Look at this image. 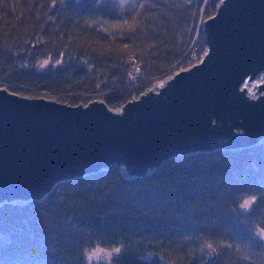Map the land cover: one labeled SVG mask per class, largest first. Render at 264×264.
Wrapping results in <instances>:
<instances>
[{
  "label": "trees",
  "instance_id": "trees-1",
  "mask_svg": "<svg viewBox=\"0 0 264 264\" xmlns=\"http://www.w3.org/2000/svg\"><path fill=\"white\" fill-rule=\"evenodd\" d=\"M217 3L0 0V85L119 106L201 55V22ZM259 231L264 142L174 158L135 180L110 167L42 202L4 204L0 264H89L96 249L110 254L100 264H207V247L210 264H264Z\"/></svg>",
  "mask_w": 264,
  "mask_h": 264
},
{
  "label": "water",
  "instance_id": "water-1",
  "mask_svg": "<svg viewBox=\"0 0 264 264\" xmlns=\"http://www.w3.org/2000/svg\"><path fill=\"white\" fill-rule=\"evenodd\" d=\"M201 31L196 62L114 109L0 86V207L110 167L135 180L174 158L264 142V0H218ZM215 258L207 247V264Z\"/></svg>",
  "mask_w": 264,
  "mask_h": 264
},
{
  "label": "rangeland",
  "instance_id": "rangeland-1",
  "mask_svg": "<svg viewBox=\"0 0 264 264\" xmlns=\"http://www.w3.org/2000/svg\"><path fill=\"white\" fill-rule=\"evenodd\" d=\"M202 23V22H201ZM48 64V61H45L44 62V67H45V65H47ZM43 67V66H42ZM158 80V79H157ZM154 81H156V80H153L152 81V83L154 82ZM151 83V84H152ZM0 86H3V85H0ZM6 87V86H5ZM7 88V87H6ZM8 89V88H7ZM9 90V89H8ZM11 91V90H10ZM12 92H14V91H12ZM14 93H18V94H20V95H26V96H37V97H42V98H46V99H53V100H56V101H59V100H57L54 96H52V95H49V92H47V91H39V95H33V94H27V93H19V92H14ZM93 99H103V98H100V97H94V98H92V99H90V100H93ZM89 100V101H90ZM104 100V99H103ZM59 102H63V101H59ZM63 103H68V102H63ZM79 103H85V102H79ZM70 104V103H69ZM108 105V104H107ZM121 105V104H120ZM119 105V106H120ZM109 106V105H108ZM119 106H116V107H110V108H117V107H119ZM248 203H246V205H247ZM262 241H264V231H259V233H258V235H257ZM101 254H102V256H101ZM110 257V254L109 253H107L106 255H104V252L102 251H100V250H92L90 253H89V258H88V263L89 264H100V263H106L107 261H108V258Z\"/></svg>",
  "mask_w": 264,
  "mask_h": 264
},
{
  "label": "bare ground",
  "instance_id": "bare-ground-1",
  "mask_svg": "<svg viewBox=\"0 0 264 264\" xmlns=\"http://www.w3.org/2000/svg\"><path fill=\"white\" fill-rule=\"evenodd\" d=\"M203 20H204V19H203ZM203 20H202V21H203ZM199 57H200V56H199ZM199 57L193 55V56H191V59H192V60H195L194 62H196V61L199 59ZM194 62H193V63H194ZM186 66H187V65H186ZM183 67H185V66H183ZM183 67H181V68H183ZM181 68H179V69H181ZM173 71H174V70H173ZM173 71H171V72H173ZM136 72H137L136 75H140V74H141V72H139V71H136ZM171 72H170V73H171ZM158 80H160V79H158ZM156 81H157V79H156ZM143 90H144V89H143ZM143 90H142V91H143ZM142 91H141V92H142ZM141 92H139L138 94H140ZM138 94L135 95V96H132V97H136V96H138ZM132 97H131V98H132Z\"/></svg>",
  "mask_w": 264,
  "mask_h": 264
}]
</instances>
